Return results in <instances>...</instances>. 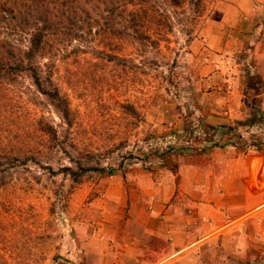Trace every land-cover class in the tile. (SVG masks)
<instances>
[{
  "label": "rangeland",
  "instance_id": "374dc122",
  "mask_svg": "<svg viewBox=\"0 0 264 264\" xmlns=\"http://www.w3.org/2000/svg\"><path fill=\"white\" fill-rule=\"evenodd\" d=\"M202 2L158 1L169 26L117 39L112 61L95 37L37 55L68 121L24 72L0 88V264H97L106 214L150 210L155 187L216 264H264V0Z\"/></svg>",
  "mask_w": 264,
  "mask_h": 264
},
{
  "label": "trees",
  "instance_id": "16d2710c",
  "mask_svg": "<svg viewBox=\"0 0 264 264\" xmlns=\"http://www.w3.org/2000/svg\"><path fill=\"white\" fill-rule=\"evenodd\" d=\"M158 1L175 8L187 3L195 12L204 7L202 0H0V88H6V81H13L18 73L24 72L35 88L53 99L63 119L68 121L65 100L55 89L52 93L43 89L58 87L48 75L44 77L46 83L42 82L34 58L58 52L62 57L76 55L81 50L78 44H71L73 40L87 43L90 37H95L98 44L89 46L90 53L102 55L108 61L118 59L117 39L152 43L154 37L143 28L160 23L169 26L166 18L160 20ZM22 38L27 44L20 46L17 42ZM221 129L222 126H208L207 131L219 130L221 134ZM186 130L192 136L191 126ZM202 131L210 146H218L217 138Z\"/></svg>",
  "mask_w": 264,
  "mask_h": 264
},
{
  "label": "crops",
  "instance_id": "0c3cea01",
  "mask_svg": "<svg viewBox=\"0 0 264 264\" xmlns=\"http://www.w3.org/2000/svg\"><path fill=\"white\" fill-rule=\"evenodd\" d=\"M158 188L149 190V193L138 192L153 198L150 210L140 205V210L131 207L126 214L118 211L105 213L106 232L111 242L106 240L83 253H89V258L97 264L218 263L223 255L214 248L215 244H189L196 234L190 228L186 229V217L175 209L162 211L167 201L159 194ZM236 199H239L237 194ZM137 203H132L133 207ZM210 213L215 216L214 212ZM219 218L213 219L216 222ZM206 245L213 250L210 255H205Z\"/></svg>",
  "mask_w": 264,
  "mask_h": 264
}]
</instances>
